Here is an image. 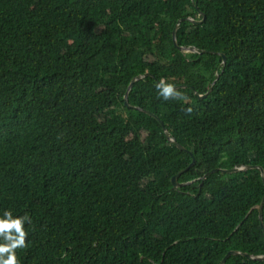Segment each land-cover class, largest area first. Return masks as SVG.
<instances>
[{"label":"trees","instance_id":"obj_1","mask_svg":"<svg viewBox=\"0 0 264 264\" xmlns=\"http://www.w3.org/2000/svg\"><path fill=\"white\" fill-rule=\"evenodd\" d=\"M137 78L129 105L166 134L125 106ZM168 138L195 159L177 190L191 159ZM247 166L264 172V0H0V219H30L20 264L264 256L259 171H218Z\"/></svg>","mask_w":264,"mask_h":264},{"label":"water","instance_id":"obj_2","mask_svg":"<svg viewBox=\"0 0 264 264\" xmlns=\"http://www.w3.org/2000/svg\"><path fill=\"white\" fill-rule=\"evenodd\" d=\"M197 11L199 12V16L203 18L202 21L200 22H195V21H191L192 24L194 26H197V25H202L205 21H206V16L203 15V13H201L198 8L196 7ZM187 21H190V19H183L181 20L180 22H187ZM179 24L176 25L175 29H174V32H173V43H174V46L175 48L179 51V52H182V53H192V54H195L196 51L194 49H184V48H181L178 46L177 44V32L179 30ZM222 59H223V64L226 63V56L224 55H219ZM148 75H145L143 76L144 78L147 77ZM143 78H137V79H134L128 90H127V93L125 95V106L130 109V110H135V111H138V112H143L145 113L146 115H148L149 117H151L152 119H154L158 124L159 126L161 127L162 131L164 134L167 133L166 129L164 128L162 122L159 120L160 118L157 117L156 115L148 112V111H144L142 109H139V108H136V107H132L129 105V102H128V98H129V94L130 92L132 91L135 83L137 82H140V80H142ZM188 87H185V86H181V87H176L174 88L175 91H179V90H185L187 89ZM197 97H199V99L201 100H204L207 98V95L206 96H200L199 94H196ZM168 141L170 143H172L176 149L184 154H187L190 159H191V163L186 167L184 168L183 170H181L180 172H178L174 177H172V179L170 180V183H171V186H172V189L173 190H177L179 189L180 187L184 186V185H179L178 184V179L184 175L185 173H187L191 168H193V166L195 165V159L194 157L192 156V154L189 152V151H186L184 148H182L181 146H179L173 139H170L168 138ZM248 170H258L259 173H260V177H261V180H262V184H263V187H264V172L261 168L259 167H252V166H247V167H242V168H234L230 171H225V170H218L220 172V174L222 175H234V174H238V173H241V172H245V171H248ZM216 171V170H215ZM211 172L209 173L208 175H213L214 172ZM206 177V176H205ZM263 206H264V197L262 198L259 206L256 208L257 212H258V222H259V225H260V229L261 231L264 233V226H263V221H262V210H263ZM231 257H242V258H247L251 261H254V262H258V263H264V256H258V257H252V256H247L246 254H243V253H240V252H229L226 254V256L222 259V261L220 262V264H225L226 261L231 258Z\"/></svg>","mask_w":264,"mask_h":264},{"label":"clouds","instance_id":"obj_3","mask_svg":"<svg viewBox=\"0 0 264 264\" xmlns=\"http://www.w3.org/2000/svg\"><path fill=\"white\" fill-rule=\"evenodd\" d=\"M162 89L161 95L165 100L169 98H181L187 100V97L180 96L171 84H166L161 80L160 84L156 86ZM189 113L192 109H187ZM5 218L0 219V237L5 241L0 243V264H20L17 256L16 249L26 247L27 232L24 230V222L30 219L27 214L20 218H13L11 211H5Z\"/></svg>","mask_w":264,"mask_h":264},{"label":"rangeland","instance_id":"obj_4","mask_svg":"<svg viewBox=\"0 0 264 264\" xmlns=\"http://www.w3.org/2000/svg\"><path fill=\"white\" fill-rule=\"evenodd\" d=\"M145 183H143L141 186H144Z\"/></svg>","mask_w":264,"mask_h":264},{"label":"bare ground","instance_id":"obj_5","mask_svg":"<svg viewBox=\"0 0 264 264\" xmlns=\"http://www.w3.org/2000/svg\"><path fill=\"white\" fill-rule=\"evenodd\" d=\"M129 101V100H128Z\"/></svg>","mask_w":264,"mask_h":264}]
</instances>
